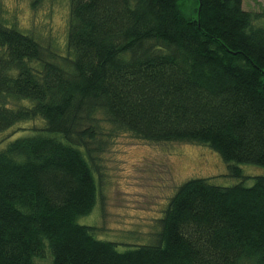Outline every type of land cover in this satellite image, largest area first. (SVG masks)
I'll use <instances>...</instances> for the list:
<instances>
[{
    "label": "trees",
    "instance_id": "16d2710c",
    "mask_svg": "<svg viewBox=\"0 0 264 264\" xmlns=\"http://www.w3.org/2000/svg\"><path fill=\"white\" fill-rule=\"evenodd\" d=\"M179 1L69 0L52 60L0 23V133L43 121L0 144V264H264V177L183 182L151 242L122 252L77 222L117 134L207 147L237 179L236 164L264 168V9L193 0V17Z\"/></svg>",
    "mask_w": 264,
    "mask_h": 264
},
{
    "label": "rangeland",
    "instance_id": "374dc122",
    "mask_svg": "<svg viewBox=\"0 0 264 264\" xmlns=\"http://www.w3.org/2000/svg\"><path fill=\"white\" fill-rule=\"evenodd\" d=\"M182 11L195 16L193 0L179 1ZM247 12L264 9V0H243ZM69 0H0V23L38 40L47 59L66 55ZM57 60V59H55ZM9 106L32 105L29 100L7 98ZM41 119L23 121L0 133V144L26 135L42 125ZM44 124V123H43ZM101 181L94 175L98 192L93 210L78 224L96 228L97 239L116 243L118 251L151 242L158 231L168 201L189 179H208L213 185L250 187L264 168L236 164L243 179L229 175L227 164L207 147L185 143H153L128 133L112 136L99 156ZM149 243V242H148ZM38 264H49L45 259Z\"/></svg>",
    "mask_w": 264,
    "mask_h": 264
}]
</instances>
